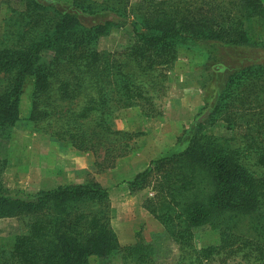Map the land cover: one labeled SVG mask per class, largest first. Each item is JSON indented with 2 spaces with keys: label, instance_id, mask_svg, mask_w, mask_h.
I'll list each match as a JSON object with an SVG mask.
<instances>
[{
  "label": "trees",
  "instance_id": "obj_1",
  "mask_svg": "<svg viewBox=\"0 0 264 264\" xmlns=\"http://www.w3.org/2000/svg\"><path fill=\"white\" fill-rule=\"evenodd\" d=\"M25 3L24 9H13L0 38V73L6 80L0 89V132L20 119L21 95L33 78L29 119L35 129L93 151L101 168L114 166L139 133L115 126L118 111L142 101L154 110L162 68L177 60L181 46L203 49L200 118L129 186L136 191L154 182L157 200L147 207L179 244L176 264L234 256L264 264V230L247 237L234 229L235 221L264 207V60L244 55L246 47L260 43L254 37L255 24L264 17L262 0ZM128 23L133 42L107 63L98 40ZM113 75L117 84H108ZM217 122L224 123L227 135L209 131ZM110 212L109 189L98 181L22 194L0 179V218L16 217L23 225L9 246L0 238V264H90L91 256L115 253L127 264H157V245L142 238L122 244ZM207 224L219 228L221 242L198 247L194 228Z\"/></svg>",
  "mask_w": 264,
  "mask_h": 264
},
{
  "label": "rangeland",
  "instance_id": "obj_2",
  "mask_svg": "<svg viewBox=\"0 0 264 264\" xmlns=\"http://www.w3.org/2000/svg\"><path fill=\"white\" fill-rule=\"evenodd\" d=\"M63 1V0H61ZM65 1V0H64ZM103 2L104 0H96ZM140 0H131L133 4ZM26 0H0V38L6 30V21L13 9L25 8ZM264 5V0H262ZM254 39L257 46L245 49V60H264V17L255 24ZM134 40L133 26L113 28L100 37L97 47L110 63L118 52ZM206 52L195 47L181 46L178 58L162 68L158 76L152 106L142 104L118 111L115 126L122 130L139 132L131 141V151L119 157L114 166L99 167L93 151L78 150L70 141H62L45 132L35 129L30 121L33 78H29L20 101V119L7 132H0V179L4 185L22 194H31L38 189H47L65 183L98 181L109 189L111 223L122 244H130L137 239L154 242L159 249L157 264H176L179 257V244L165 231L164 224L147 207L155 202L154 182L141 189L132 191L129 186L135 174L143 170L152 159L160 157L172 149L178 138L187 128L197 121L204 104L205 81L204 65ZM112 63V62H111ZM113 65L114 71L117 69ZM113 71V72H114ZM158 71H153L157 73ZM221 80L210 83L218 84ZM6 83L0 73V89ZM108 84H117L116 76L109 77ZM157 84V83H156ZM151 94H153L151 92ZM151 111V114H147ZM209 131L227 135L229 131L223 122H217ZM152 200V202H150ZM237 222V221H235ZM234 222L237 233L247 237L259 236L264 230V207L253 216ZM22 222L16 217L0 218V238L6 246L14 240L15 234L22 230ZM194 243L208 246L221 242L220 230L212 225L195 227ZM90 264H127L120 253L106 259L90 257ZM211 264H248L241 256H234L226 262L219 260Z\"/></svg>",
  "mask_w": 264,
  "mask_h": 264
},
{
  "label": "crops",
  "instance_id": "obj_3",
  "mask_svg": "<svg viewBox=\"0 0 264 264\" xmlns=\"http://www.w3.org/2000/svg\"><path fill=\"white\" fill-rule=\"evenodd\" d=\"M54 187V186H53ZM51 188V187H50ZM42 189V188H41ZM48 189V188H47ZM38 190H40V189H38Z\"/></svg>",
  "mask_w": 264,
  "mask_h": 264
}]
</instances>
